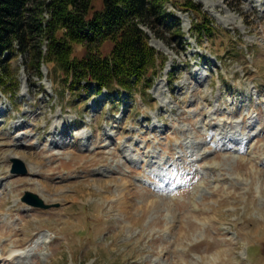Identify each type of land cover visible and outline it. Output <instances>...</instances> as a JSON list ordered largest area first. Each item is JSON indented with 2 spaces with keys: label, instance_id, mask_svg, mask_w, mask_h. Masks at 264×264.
<instances>
[{
  "label": "rangeland",
  "instance_id": "obj_1",
  "mask_svg": "<svg viewBox=\"0 0 264 264\" xmlns=\"http://www.w3.org/2000/svg\"><path fill=\"white\" fill-rule=\"evenodd\" d=\"M191 1L214 34L193 36L196 15L176 10L183 41L149 32L167 60L132 94L79 95L12 61L0 264H264V0Z\"/></svg>",
  "mask_w": 264,
  "mask_h": 264
},
{
  "label": "trees",
  "instance_id": "obj_2",
  "mask_svg": "<svg viewBox=\"0 0 264 264\" xmlns=\"http://www.w3.org/2000/svg\"><path fill=\"white\" fill-rule=\"evenodd\" d=\"M176 10L196 15L193 36L214 34L213 22L191 0H0V92L18 93V68L11 67L18 57L28 80H41L44 66L79 95L149 87L167 60L149 45V32L183 41ZM106 43L111 49L104 55ZM78 46L82 57L74 54Z\"/></svg>",
  "mask_w": 264,
  "mask_h": 264
},
{
  "label": "water",
  "instance_id": "obj_3",
  "mask_svg": "<svg viewBox=\"0 0 264 264\" xmlns=\"http://www.w3.org/2000/svg\"><path fill=\"white\" fill-rule=\"evenodd\" d=\"M11 163H12L11 170H10L11 174L16 175V176H23L27 174L26 167L22 161L14 158V159H11ZM22 201L31 206L37 207V208L48 209V206L44 205L37 195H34L29 192L25 193L24 197L22 198Z\"/></svg>",
  "mask_w": 264,
  "mask_h": 264
}]
</instances>
